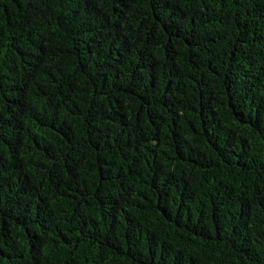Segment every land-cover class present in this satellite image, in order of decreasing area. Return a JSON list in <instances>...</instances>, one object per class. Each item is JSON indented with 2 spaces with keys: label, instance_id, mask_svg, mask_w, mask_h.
Listing matches in <instances>:
<instances>
[{
  "label": "trees",
  "instance_id": "16d2710c",
  "mask_svg": "<svg viewBox=\"0 0 264 264\" xmlns=\"http://www.w3.org/2000/svg\"><path fill=\"white\" fill-rule=\"evenodd\" d=\"M0 264H264V0H0Z\"/></svg>",
  "mask_w": 264,
  "mask_h": 264
}]
</instances>
